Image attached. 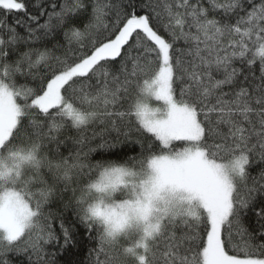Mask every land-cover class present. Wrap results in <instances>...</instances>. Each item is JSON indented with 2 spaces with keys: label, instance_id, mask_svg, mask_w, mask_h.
<instances>
[{
  "label": "snow or ice",
  "instance_id": "1",
  "mask_svg": "<svg viewBox=\"0 0 264 264\" xmlns=\"http://www.w3.org/2000/svg\"><path fill=\"white\" fill-rule=\"evenodd\" d=\"M0 264H264V0H0Z\"/></svg>",
  "mask_w": 264,
  "mask_h": 264
},
{
  "label": "trees",
  "instance_id": "2",
  "mask_svg": "<svg viewBox=\"0 0 264 264\" xmlns=\"http://www.w3.org/2000/svg\"><path fill=\"white\" fill-rule=\"evenodd\" d=\"M129 154H134V153H129Z\"/></svg>",
  "mask_w": 264,
  "mask_h": 264
}]
</instances>
